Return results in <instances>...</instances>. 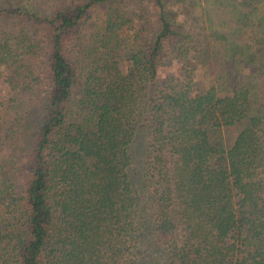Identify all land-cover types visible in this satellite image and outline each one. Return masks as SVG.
<instances>
[{
	"label": "trees",
	"instance_id": "1",
	"mask_svg": "<svg viewBox=\"0 0 264 264\" xmlns=\"http://www.w3.org/2000/svg\"><path fill=\"white\" fill-rule=\"evenodd\" d=\"M0 61V264H264V0H0Z\"/></svg>",
	"mask_w": 264,
	"mask_h": 264
},
{
	"label": "rangeland",
	"instance_id": "2",
	"mask_svg": "<svg viewBox=\"0 0 264 264\" xmlns=\"http://www.w3.org/2000/svg\"><path fill=\"white\" fill-rule=\"evenodd\" d=\"M2 62L0 61V64ZM172 69L171 68H163L161 70V72L159 73L160 77H162L163 75H166V74H169V73H172ZM7 97V94L4 93V85L1 84L0 82V100H5V98Z\"/></svg>",
	"mask_w": 264,
	"mask_h": 264
}]
</instances>
